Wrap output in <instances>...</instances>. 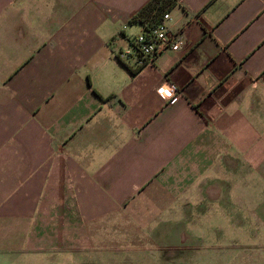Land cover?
Wrapping results in <instances>:
<instances>
[{"label": "crops", "instance_id": "0c3cea01", "mask_svg": "<svg viewBox=\"0 0 264 264\" xmlns=\"http://www.w3.org/2000/svg\"><path fill=\"white\" fill-rule=\"evenodd\" d=\"M149 1L0 0L1 254L132 225L167 264H216L264 237V0H177L181 51L140 65Z\"/></svg>", "mask_w": 264, "mask_h": 264}, {"label": "rangeland", "instance_id": "374dc122", "mask_svg": "<svg viewBox=\"0 0 264 264\" xmlns=\"http://www.w3.org/2000/svg\"><path fill=\"white\" fill-rule=\"evenodd\" d=\"M150 230H152L151 226L127 225L124 230L126 240L124 242L114 240L115 234H112L109 236L111 237V243L109 244L111 248L102 252L57 250L54 251L55 253L28 255H6L0 252V264H167V261L171 258L165 252L153 254L149 250L156 248L152 243L153 241H151L152 239H148L145 235ZM230 236L227 235V237ZM104 244L105 240H102L96 242L94 246L95 248L105 247ZM221 244L227 247L229 242L223 240ZM158 248H164V243L163 246ZM230 250L233 252L222 263L216 264H264V237L262 236L255 238L250 234L240 233L239 240ZM175 259V264H184V262H181L183 261L182 258ZM206 259L208 260L209 257H205L198 262L195 258L192 263L207 264Z\"/></svg>", "mask_w": 264, "mask_h": 264}, {"label": "built area", "instance_id": "2783aa9c", "mask_svg": "<svg viewBox=\"0 0 264 264\" xmlns=\"http://www.w3.org/2000/svg\"><path fill=\"white\" fill-rule=\"evenodd\" d=\"M171 20V14H166L162 23L156 29L151 32L144 31L134 39V46L140 57V65L153 63L159 56L168 51H181L185 43V31L182 29L173 31L169 26ZM158 94L171 103H175L180 96L178 88L173 85L160 87Z\"/></svg>", "mask_w": 264, "mask_h": 264}, {"label": "trees", "instance_id": "16d2710c", "mask_svg": "<svg viewBox=\"0 0 264 264\" xmlns=\"http://www.w3.org/2000/svg\"><path fill=\"white\" fill-rule=\"evenodd\" d=\"M177 7V0H150L130 20L132 24H139L144 31L151 32L163 21L166 14Z\"/></svg>", "mask_w": 264, "mask_h": 264}, {"label": "snow or ice", "instance_id": "6c2138e0", "mask_svg": "<svg viewBox=\"0 0 264 264\" xmlns=\"http://www.w3.org/2000/svg\"><path fill=\"white\" fill-rule=\"evenodd\" d=\"M162 91H164V90H162Z\"/></svg>", "mask_w": 264, "mask_h": 264}]
</instances>
